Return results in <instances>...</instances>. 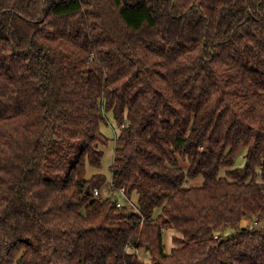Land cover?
Here are the masks:
<instances>
[{"label": "trees", "instance_id": "trees-1", "mask_svg": "<svg viewBox=\"0 0 264 264\" xmlns=\"http://www.w3.org/2000/svg\"><path fill=\"white\" fill-rule=\"evenodd\" d=\"M0 264H264V0H0Z\"/></svg>", "mask_w": 264, "mask_h": 264}, {"label": "rangeland", "instance_id": "rangeland-1", "mask_svg": "<svg viewBox=\"0 0 264 264\" xmlns=\"http://www.w3.org/2000/svg\"><path fill=\"white\" fill-rule=\"evenodd\" d=\"M108 121L106 124H102L101 125V131L103 133V135L109 140V144L107 147H104V157L102 159V163H101V167L99 169H94V168H88V176H92L94 174H102L106 177L108 184L106 185V187L102 190L101 194L102 196H107V195H111L114 199H117L118 197V190L117 191H113V189L111 188V173H110V167L112 165L113 162V155H114V140H115V136L116 134H118L119 132V127L118 125L115 123V121L110 117V114H108ZM245 154H246V150H243L238 157L235 159V166L237 168H242L244 165V161H245ZM201 178H198L194 181H190L188 183L189 186H198L201 183ZM98 191V190H97ZM98 195H99V191H98ZM131 203L134 204V198L130 199ZM157 211V210H156ZM157 213V212H156ZM155 213V215H156ZM170 233L164 232V244L166 245V249L169 250V246H170ZM138 256L140 258H142L143 260H145L146 262H149V257L148 255H146L145 251L140 250L137 252Z\"/></svg>", "mask_w": 264, "mask_h": 264}, {"label": "built area", "instance_id": "built-area-1", "mask_svg": "<svg viewBox=\"0 0 264 264\" xmlns=\"http://www.w3.org/2000/svg\"><path fill=\"white\" fill-rule=\"evenodd\" d=\"M118 197H117V207H121L122 205H126L127 206V208H132V209H135L136 208V206L134 205V204H132L131 203V201L127 198V196L125 195V189L124 188H120L118 191ZM94 194L96 195V196H98V191L97 190H95L94 191ZM250 223V222H249ZM248 223V224H249ZM252 225L253 226H256L257 225V223L256 222H253L252 223Z\"/></svg>", "mask_w": 264, "mask_h": 264}, {"label": "crops", "instance_id": "crops-1", "mask_svg": "<svg viewBox=\"0 0 264 264\" xmlns=\"http://www.w3.org/2000/svg\"><path fill=\"white\" fill-rule=\"evenodd\" d=\"M248 223H249V221H244V224H246V225H247Z\"/></svg>", "mask_w": 264, "mask_h": 264}]
</instances>
